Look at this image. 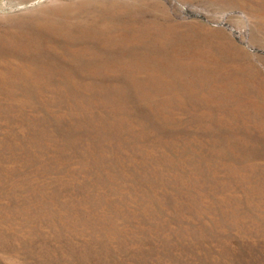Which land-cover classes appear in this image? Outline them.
<instances>
[{"label": "rangeland", "instance_id": "1", "mask_svg": "<svg viewBox=\"0 0 264 264\" xmlns=\"http://www.w3.org/2000/svg\"><path fill=\"white\" fill-rule=\"evenodd\" d=\"M0 264H264V0H0Z\"/></svg>", "mask_w": 264, "mask_h": 264}]
</instances>
